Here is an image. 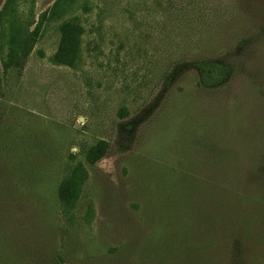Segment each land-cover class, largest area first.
Listing matches in <instances>:
<instances>
[{
  "label": "rangeland",
  "instance_id": "rangeland-1",
  "mask_svg": "<svg viewBox=\"0 0 264 264\" xmlns=\"http://www.w3.org/2000/svg\"><path fill=\"white\" fill-rule=\"evenodd\" d=\"M56 1L18 0L19 17ZM68 17L75 68L51 61L60 20L21 70L0 37V264H264V0H77ZM199 60L230 76L199 86Z\"/></svg>",
  "mask_w": 264,
  "mask_h": 264
},
{
  "label": "trees",
  "instance_id": "trees-1",
  "mask_svg": "<svg viewBox=\"0 0 264 264\" xmlns=\"http://www.w3.org/2000/svg\"><path fill=\"white\" fill-rule=\"evenodd\" d=\"M77 0H57L47 12L41 14L34 24L32 20L23 21L18 13V0H5L0 9V37L6 41L5 54L2 59V69L21 70L28 55L37 41L42 26L50 20L59 21L57 31L58 44L53 54L52 63L69 68H75L80 60L84 28L77 17H68ZM65 18V19H64ZM198 85L203 88H215L222 85L230 76L231 69L219 61L199 60L193 64ZM105 141H98L91 146L84 157L85 163L95 165L108 151ZM88 178V173L82 163L71 167L67 176L57 187V199L65 208L71 209Z\"/></svg>",
  "mask_w": 264,
  "mask_h": 264
}]
</instances>
